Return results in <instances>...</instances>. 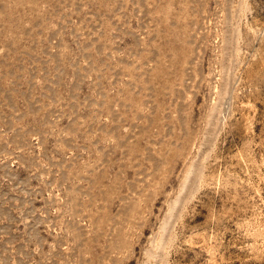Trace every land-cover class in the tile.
<instances>
[{
  "label": "rangeland",
  "instance_id": "rangeland-1",
  "mask_svg": "<svg viewBox=\"0 0 264 264\" xmlns=\"http://www.w3.org/2000/svg\"><path fill=\"white\" fill-rule=\"evenodd\" d=\"M0 264H264V0H0Z\"/></svg>",
  "mask_w": 264,
  "mask_h": 264
}]
</instances>
